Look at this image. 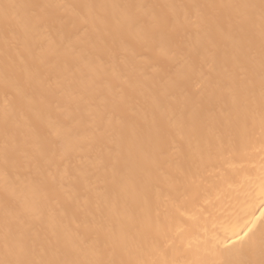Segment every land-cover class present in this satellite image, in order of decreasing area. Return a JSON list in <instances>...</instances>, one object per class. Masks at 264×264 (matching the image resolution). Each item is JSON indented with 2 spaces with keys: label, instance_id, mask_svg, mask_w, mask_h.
Returning a JSON list of instances; mask_svg holds the SVG:
<instances>
[{
  "label": "bare ground",
  "instance_id": "1",
  "mask_svg": "<svg viewBox=\"0 0 264 264\" xmlns=\"http://www.w3.org/2000/svg\"><path fill=\"white\" fill-rule=\"evenodd\" d=\"M0 264H264V0H0Z\"/></svg>",
  "mask_w": 264,
  "mask_h": 264
}]
</instances>
